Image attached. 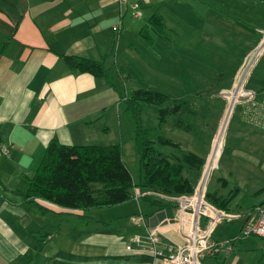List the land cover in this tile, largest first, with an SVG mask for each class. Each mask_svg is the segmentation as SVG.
Listing matches in <instances>:
<instances>
[{
  "label": "crops",
  "instance_id": "0c3cea01",
  "mask_svg": "<svg viewBox=\"0 0 264 264\" xmlns=\"http://www.w3.org/2000/svg\"><path fill=\"white\" fill-rule=\"evenodd\" d=\"M168 1L173 2H140L143 4L140 18L132 16L131 4L126 3L129 6L125 20L133 19L134 24V20L140 22L146 17L147 23L154 14L163 16L164 8L174 12V16L182 17L181 0ZM119 3L125 6L118 0H0V147H9V155L0 156V264L152 263L150 247L145 241L140 245L131 243L134 237L147 236L150 225L146 216L156 213L154 207L148 213L142 210V197L138 201L134 199L139 203L140 214L136 215V210L127 213H132L128 218L136 227L134 229L130 224L123 229L113 228L115 221L122 217L107 219L104 228L91 229L90 223L100 222V219L87 216L84 211L71 213L49 202L24 197L29 178L36 173L52 139L56 138L64 145L86 146L88 144L82 143L85 135L102 133L105 136L98 145L120 144L124 147L127 133L122 128V101L118 88L113 89L114 82L72 70L62 58L68 55L94 59L103 62L109 70L107 58L111 55L112 59L115 54V64L122 57L133 69L132 65L142 59V53L133 45L118 47L114 27L121 10ZM135 5L133 3L132 7ZM202 6L208 7V3ZM166 27L167 31H173ZM125 35L126 31L121 34L122 39ZM151 36L153 41L146 43L147 47L143 48L145 59L139 64L143 67L153 60L161 71H165V50L170 49L167 46L170 39H161L152 30ZM140 41L145 44L141 35ZM173 49L174 59L179 58L181 72L197 70L196 64L191 62L190 50H185L188 52L184 54L181 49ZM129 68L127 73L131 79ZM220 77L227 76L222 73ZM234 79L229 78L225 85L208 82L219 91L228 88ZM184 83L178 82L179 87L189 86L180 90L183 95L179 102L194 98V92L188 91L192 90L193 82ZM134 86L144 87L139 83ZM256 93L259 97L260 93ZM117 128L120 129V141L110 137ZM174 141L181 144L179 140ZM138 191L146 193L136 189V196ZM254 197L251 213L257 206L264 205V188L254 193ZM40 206L49 212H43ZM171 207L175 208V205ZM165 212L168 223L160 225L156 231L167 252L169 246H179L183 240L178 221L173 223V213L170 214L168 209ZM237 213L231 214L242 218ZM71 216L77 217L76 221H80L82 227L73 228ZM141 216L145 218V224H136L134 219ZM250 223L251 220L244 224L240 232ZM217 234L216 231L213 234L217 249L203 259L202 264H251L238 260L242 252L255 256L254 250L244 251L243 239L230 242L233 248L226 249L228 245L222 243L223 239ZM261 250L259 254L255 252L256 264H264V248Z\"/></svg>",
  "mask_w": 264,
  "mask_h": 264
},
{
  "label": "rangeland",
  "instance_id": "374dc122",
  "mask_svg": "<svg viewBox=\"0 0 264 264\" xmlns=\"http://www.w3.org/2000/svg\"><path fill=\"white\" fill-rule=\"evenodd\" d=\"M148 1L128 0L127 4H131L132 16L137 17V15H140L143 7L140 2ZM180 2L182 4V17L174 16V12L166 8L162 10V13H165L163 14L165 17V19L163 17L164 23L169 28H173V31H167L165 36L170 39L167 45L170 49L165 50V71H161L153 60L150 61L149 65L143 67L139 64L142 63V59H145L143 48L147 47L146 43L148 42L142 36L145 44L140 41L141 29L147 24L146 17L140 22L134 20V24L133 19L128 18L125 20V12L129 5L125 3L124 6L119 3L121 10H119L117 26L114 27L118 47L125 48L128 45H133L134 49L137 48L140 51L139 53H142V59H138L137 62L139 63H134L132 65L133 69H131L128 67L127 60L119 57L118 63L115 64L113 59L115 54L112 59L109 55L107 58L109 81H113L118 88V92L124 96L126 92L130 95L132 90L137 88L134 85L138 83L145 88L161 90L170 97L167 107H172L175 104L174 102L178 101L180 95H183V92H180L181 89L189 87H179L178 82L191 83L192 81L194 85L192 84V90L188 91L194 92L192 95L196 98L190 99L189 102L194 105L197 104V109L195 107L190 109L193 105L183 104V110L178 115L169 117L167 125L159 130L157 108L153 105H145L143 112L144 125L159 135L179 140L184 152H194L199 157L206 159L224 109V102L218 96L217 88H212L208 81L225 85L229 82V78L238 76L240 69L244 68V60L252 55L264 36V0H181ZM133 3L137 7H135L136 5L132 7ZM203 3H208V7H203ZM176 8L179 11L178 6ZM138 17L140 18V16ZM130 27L131 29H129ZM124 30L126 35L122 39L121 34L125 32ZM136 35L137 37H135ZM173 47L181 49L184 54L188 52L185 50H190L191 62L196 64L197 70L181 72L177 62L179 58L174 59ZM251 49L252 51H250ZM128 68L132 73L131 79L128 77ZM219 73H223L227 77L221 78ZM251 75L249 88L254 89L256 92L264 91V55L258 61ZM231 86L232 84L229 87ZM197 91L198 95L196 94ZM121 103L122 128L127 133L123 140L124 161L136 179L140 165L134 140L135 120L129 112L124 111L126 104L123 101ZM180 120L191 124L192 129L179 127ZM103 136L105 135H102V133L85 135L82 143L88 144L86 146L98 145L102 143L101 138ZM110 137L120 141V129L117 128V132L110 134ZM167 150L170 151L171 149L167 148ZM185 175L190 177L195 187L198 185L200 175L197 182L195 174L190 173L189 170L185 172ZM262 188H264V130L249 123L245 118L243 109H237L229 127L219 168L212 172L207 186V193L212 195H228L236 190L239 193L230 208L231 213L238 211L237 214H240L242 218L232 222L225 221L215 230L218 233L217 237L223 239L222 243L228 245L226 249L233 248L230 242L243 239L244 251L254 250L253 254L255 256L262 252L264 239L257 236H243L240 232V228L247 224L249 220L252 223L256 222L258 215L253 214L249 217L252 214L250 209L255 203L254 193ZM137 204L139 203L136 200H132L115 207L84 211V214L100 219V222L90 223L91 229L104 228V222L108 221L107 219L111 220L113 217H122L115 221L117 223L113 225V228L118 229L121 227L123 229L124 226L130 224L131 228L134 229L136 227L131 225L128 218L132 213H127L130 210L132 212L136 210L134 211L135 214L139 215ZM140 206L146 213L151 209V205L145 202L143 198L140 200ZM167 209L170 214L173 213L172 220L175 224L177 222V210L173 207ZM76 220L77 217L71 216L70 224H75L73 228L82 227V223ZM146 220L149 222L148 217ZM245 237L247 239H244ZM42 238L43 236L40 239ZM255 256L251 253L242 252L238 260L256 264Z\"/></svg>",
  "mask_w": 264,
  "mask_h": 264
},
{
  "label": "trees",
  "instance_id": "16d2710c",
  "mask_svg": "<svg viewBox=\"0 0 264 264\" xmlns=\"http://www.w3.org/2000/svg\"><path fill=\"white\" fill-rule=\"evenodd\" d=\"M151 30L159 37L166 38L167 27L163 16L158 13L152 15L141 29L140 35L148 42L153 41ZM62 58L72 70L97 78H110L109 70L103 62L68 55H63ZM113 89L116 90L115 85ZM223 89H219L218 96ZM258 93L259 100H264V91ZM118 95L126 104L125 110L135 120L134 140L140 165L137 178L135 179L127 167L123 159V146L120 144L75 146L64 145L54 138L46 146L36 173L29 178V188L24 194L27 200L46 201L74 213L125 204L136 198V189L167 196L190 194L194 191L195 185L185 172L189 170L199 176L205 159L193 152H184L180 143L147 128L144 125L143 112L145 105L155 106L158 129L162 130L169 117L178 115L183 110V104L193 105L190 109H197V104L185 100L176 101L172 107H167L170 100L168 95L145 87L133 89L130 95ZM239 109L244 112V108ZM178 125L192 129V125L183 120H180ZM167 148L171 150L168 151ZM237 195L238 190L228 195L208 193V199L216 207L230 213V205ZM142 198L154 207L156 212L165 211L172 206L153 196ZM40 208L45 213L49 212L43 206ZM154 214H148L146 217L151 218Z\"/></svg>",
  "mask_w": 264,
  "mask_h": 264
},
{
  "label": "built area",
  "instance_id": "2783aa9c",
  "mask_svg": "<svg viewBox=\"0 0 264 264\" xmlns=\"http://www.w3.org/2000/svg\"><path fill=\"white\" fill-rule=\"evenodd\" d=\"M127 1L120 0L122 4ZM263 55L264 36L252 55L244 60V68L240 69L241 71L235 77L232 86L219 92V97L225 103L224 110L201 170L199 183L194 191L178 196H167L154 191L144 194L137 192V201L144 196H153L175 205L178 212L179 235L183 240L181 245L169 246L166 252L156 231L158 229H151L147 225L145 238L139 236L132 238V244L140 245L145 241L149 245L153 257L150 264H202L203 259L217 249L218 244L213 240L216 228L225 221L232 222L239 218L235 214L216 207L209 201L207 186L212 172L219 168L229 127L237 109L244 108L247 121L264 130V100H259L258 94L249 88L251 73ZM6 155H9V147L3 145L0 147V156ZM253 214L258 215L256 222L248 224L241 233L243 236H257L264 239V205L257 206L250 217ZM134 222L145 224V218L141 216L140 219H134Z\"/></svg>",
  "mask_w": 264,
  "mask_h": 264
},
{
  "label": "water",
  "instance_id": "95a60500",
  "mask_svg": "<svg viewBox=\"0 0 264 264\" xmlns=\"http://www.w3.org/2000/svg\"><path fill=\"white\" fill-rule=\"evenodd\" d=\"M167 214L165 211L156 212L149 218V225L151 229H156L160 225L167 224Z\"/></svg>",
  "mask_w": 264,
  "mask_h": 264
}]
</instances>
